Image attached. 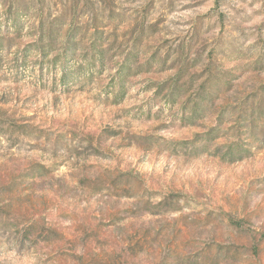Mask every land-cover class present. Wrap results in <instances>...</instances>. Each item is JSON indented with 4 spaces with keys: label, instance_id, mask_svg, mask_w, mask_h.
Segmentation results:
<instances>
[{
    "label": "rangeland",
    "instance_id": "rangeland-1",
    "mask_svg": "<svg viewBox=\"0 0 264 264\" xmlns=\"http://www.w3.org/2000/svg\"><path fill=\"white\" fill-rule=\"evenodd\" d=\"M0 264H264V0H0Z\"/></svg>",
    "mask_w": 264,
    "mask_h": 264
}]
</instances>
